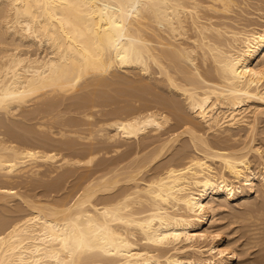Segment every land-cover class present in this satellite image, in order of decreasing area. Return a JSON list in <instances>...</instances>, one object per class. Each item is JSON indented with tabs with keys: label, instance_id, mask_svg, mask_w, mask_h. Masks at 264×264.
<instances>
[{
	"label": "bare ground",
	"instance_id": "6f19581e",
	"mask_svg": "<svg viewBox=\"0 0 264 264\" xmlns=\"http://www.w3.org/2000/svg\"><path fill=\"white\" fill-rule=\"evenodd\" d=\"M250 14L264 0H0V264H234L215 214L264 201Z\"/></svg>",
	"mask_w": 264,
	"mask_h": 264
},
{
	"label": "rangeland",
	"instance_id": "374dc122",
	"mask_svg": "<svg viewBox=\"0 0 264 264\" xmlns=\"http://www.w3.org/2000/svg\"><path fill=\"white\" fill-rule=\"evenodd\" d=\"M253 1H256V0H253ZM252 2V1H251ZM255 4L254 5H256V3H259V1H257V2H254ZM254 11H253V10ZM251 11H253L254 13V15H258V13H259V11L260 10H255L254 9V7H252L251 8ZM256 11H258V12H256ZM261 12L263 13V11H260V13L259 14H261ZM253 14L251 15L250 14V17L252 18V17H254L253 19H252V21L254 22V21H257L258 19H257V16H253ZM256 17V18H255ZM259 17V16H258ZM255 23H259L258 25L260 26V25H264V22L263 21H261V19H259V21L258 22H255ZM260 23H262V24H260ZM128 88V87H127ZM130 88V87H129ZM128 88V89H129ZM103 103H105V102H102V104ZM105 106H107V105H102V106H100V105H98V110H97V108H95L96 110H97V112L95 111V109L93 108V107H89V109H87L85 112H88V113H91L92 114V117H93V119H94V121L96 120V121H101V120H104L103 118H105V116H106V113H107V110H108V106L107 107H105ZM99 107H103L104 109H101V108H99ZM90 108H92L91 109V111L89 112V110H90ZM106 108V109H105ZM102 110V111H101ZM104 110H106V112L104 111ZM93 112V113H92ZM94 112H96V113H94ZM94 114V115H93ZM97 116H96V115ZM69 115V114H68ZM70 115H77V116H79L80 114L79 113H70ZM82 115V114H81ZM98 117V118H97ZM260 117H262L261 119H258V120H260L259 121V123L257 122V124H259L258 126H257V132H256V140H258V141H254L253 143L254 144H256V145H259V147L262 145V149H264V140H263V136H264V134H263V131H264V115L262 116H259V118ZM263 119V121H261ZM257 120V121H258ZM259 126H260V128H259ZM258 130H261V134H259V132H258ZM259 135H258V134ZM260 136H262V137H260ZM259 138V139H258ZM262 139V140H261ZM259 143V144H258ZM261 144V145H260ZM253 154H256V153H253ZM102 154H100L99 156H101ZM251 155H252V153H251ZM250 155V156H251ZM252 156H254L255 157V155H252ZM251 156V158H252V161H253V159H254V161L255 160H257V159H255V158H257V156L254 158V157H252ZM254 161L252 162V164H253V167H255V165H256V162L254 163ZM258 170V169H257ZM256 170V171H257ZM72 178V177H71ZM71 178H69V180L71 179ZM72 180V179H71ZM68 183H70L71 184V181H69V182H67L66 183V185H65V188L68 186V185H70V184H68ZM22 190H24L23 188H22ZM62 191H64V189L63 190H61L60 191V193L62 192ZM257 197V198H256ZM257 199V200H256ZM254 200V201H253ZM255 200H256V202H255ZM259 201V202H258ZM260 201H261V203H262V201L263 200H261V198L260 197H258L257 195H256V193H254V194H252L251 195V197L249 198V202L248 203H245V204H243V202H241V200H234V201H232L231 202V206H233V207H231V208H233V209H231L230 207H227L226 209L227 210H223L222 212H218V213H216L215 214V217H217V220H218V226H220L221 225V227H222V229L220 230L219 228H217V229H219L218 230V232H220V236L222 237L221 239H220V245H222V246H224V247H226L227 249L229 248V250L230 249H234L235 250V252L238 254V257H237V259H236V261H235V263L234 264H264V230H262V229H260L258 226H260L261 228H263L264 229V212H263V210H264V207L262 208V206H264V201H263V205L261 206V207H258V206H260ZM17 203L18 201H12V203ZM252 202H253V204H252ZM255 202V203H254ZM257 202H258V206L256 205L257 204ZM21 203V206H23V207H25V205H23L22 204V202H20ZM19 203V204H20ZM249 204V205H248ZM255 204V205H254ZM248 205V206H247ZM250 205H254V207H255V209L252 207V206H250ZM251 208H250V207ZM257 206V207H256ZM230 208V209H229ZM247 208H250L249 210H250V214H248V212L246 211V209ZM253 208V209H252ZM257 208V209H256ZM258 209H261L260 211L261 212H259V210ZM231 210V211H230ZM248 210V209H247ZM248 210V211H249ZM258 211V212H257ZM232 212V213H231ZM247 212V213H246ZM240 213V214H239ZM259 213V215H257ZM262 213V214H261ZM231 214H233V215H231ZM237 214H238V217H237ZM245 214H246V217H245ZM253 214V215H252ZM220 215V216H219ZM224 215V216H223ZM229 215H230V219H229ZM235 215V216H234ZM240 215V216H239ZM263 215V216H262ZM250 216V217H249ZM252 216H254V217H252ZM257 218H256V217ZM260 216V217H259ZM225 217V218H224ZM236 217V218H235ZM239 218V219H238ZM242 218H244V219H242ZM250 218V219H249ZM255 218V219H254ZM219 219H222V220H219ZM225 219V220H224ZM234 219V220H233ZM247 219V220H246ZM252 219V220H251ZM255 220V221H254ZM229 221H230V223H229ZM234 221V222H233ZM236 221V222H235ZM251 221V222H250ZM254 222H259L258 223V225L257 224H253ZM261 222V223H260ZM220 223V224H219ZM250 224V225H249ZM262 226H261V225ZM252 225V226H251ZM253 225H254V230H252L253 229ZM255 225H257V226H255ZM223 226H225V227H223ZM235 227V228H234ZM252 227V228H251ZM256 227V228H255ZM258 227V228H257ZM234 229H235V231H234ZM257 230H259V232H257L256 233V231ZM262 230V231H261ZM254 231V232H253ZM261 232V233H260ZM222 233V234H221ZM256 233V234H255ZM256 235V236H255ZM255 236V237H254ZM231 241V242H230ZM245 242V243H244ZM247 242V243H246ZM205 244H207V242H205ZM244 244V245H243ZM208 254L207 253H205L204 254V256H207ZM249 262H248V261ZM252 261V262H251ZM256 261V262H255ZM245 262V263H244ZM248 262V263H247Z\"/></svg>",
	"mask_w": 264,
	"mask_h": 264
}]
</instances>
